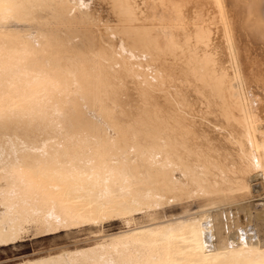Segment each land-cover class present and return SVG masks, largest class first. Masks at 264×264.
Segmentation results:
<instances>
[{
  "label": "bare ground",
  "instance_id": "obj_1",
  "mask_svg": "<svg viewBox=\"0 0 264 264\" xmlns=\"http://www.w3.org/2000/svg\"><path fill=\"white\" fill-rule=\"evenodd\" d=\"M83 233L8 264H264V0H0V250Z\"/></svg>",
  "mask_w": 264,
  "mask_h": 264
},
{
  "label": "rangeland",
  "instance_id": "obj_2",
  "mask_svg": "<svg viewBox=\"0 0 264 264\" xmlns=\"http://www.w3.org/2000/svg\"><path fill=\"white\" fill-rule=\"evenodd\" d=\"M107 227H106L107 233H114V232L121 231L123 229L122 225L119 224L117 221H115L114 223H112L111 225ZM85 239H86V233L76 235L75 237H72L70 239L65 238L64 236L63 237L59 236V237H53V238L46 237V238L39 239L38 241H27L21 246H19L18 249L16 250H12L10 248H6V250H0V264H8L14 261H18L21 257L32 255L39 250L47 249L50 247V245L54 246L57 244L59 246L68 245L72 247L73 244L77 242L78 243L82 242Z\"/></svg>",
  "mask_w": 264,
  "mask_h": 264
}]
</instances>
